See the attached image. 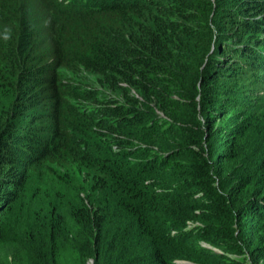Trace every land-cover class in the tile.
<instances>
[{
	"label": "trees",
	"instance_id": "1",
	"mask_svg": "<svg viewBox=\"0 0 264 264\" xmlns=\"http://www.w3.org/2000/svg\"><path fill=\"white\" fill-rule=\"evenodd\" d=\"M225 1L0 0V249L18 210L16 263L264 255V143L240 158L237 124L214 122L252 108L241 73L264 80V0Z\"/></svg>",
	"mask_w": 264,
	"mask_h": 264
},
{
	"label": "rangeland",
	"instance_id": "2",
	"mask_svg": "<svg viewBox=\"0 0 264 264\" xmlns=\"http://www.w3.org/2000/svg\"><path fill=\"white\" fill-rule=\"evenodd\" d=\"M233 2V0L225 1L226 4H233ZM215 54L216 49L215 46H213L209 54L206 55L205 64L206 62L208 63L209 60L213 56H215ZM203 67H205V65ZM239 78V90L241 92L238 93L237 98H239L242 103H250V106H252V108L248 109L243 106L230 108L226 116L222 118H218L216 116L214 122L216 127L225 124H237V126L239 127L238 135L240 141L235 147L234 143L228 146V150L231 153H239V157L241 158L244 154L240 152H246L247 155H251L253 150L257 152L260 146L264 143V80L261 78V74L252 71H244V73H241ZM225 83H228V80L222 79L218 82V85H224ZM199 108L200 106L196 108L194 107V109L192 108V112L196 113L197 115H201V120L203 121V116H206L207 113L203 112ZM95 138L96 137L94 135L93 140H95ZM234 140H236V136ZM218 144L219 143H216V149L218 148ZM207 150V153H210V148H207ZM207 153L205 152V154ZM39 178L40 180H42L43 177L39 176ZM48 182L54 186H58L61 192L63 191L64 188L56 181L49 179ZM42 189L45 192L48 191L46 187ZM65 193L67 194V191ZM13 212H11L9 215V227L14 226V234L16 237H14V235L12 234V236L9 239H6V242L2 244L0 249V264L19 263L18 260V263H16L15 261L14 250L16 241L18 239H21V235H19V228L22 224L19 221L18 210H16V213L14 214ZM204 243L208 244L207 242ZM70 252L71 250H67L64 252V259L67 264H75L74 257H76V255H74V253L72 252L70 254ZM246 258L253 264H264V255H262V253L258 251L256 252V255L252 257L247 256ZM86 264H95V261L93 258H89L86 261Z\"/></svg>",
	"mask_w": 264,
	"mask_h": 264
},
{
	"label": "clouds",
	"instance_id": "3",
	"mask_svg": "<svg viewBox=\"0 0 264 264\" xmlns=\"http://www.w3.org/2000/svg\"><path fill=\"white\" fill-rule=\"evenodd\" d=\"M67 1V3L69 2V0H66ZM72 2H74V0H72Z\"/></svg>",
	"mask_w": 264,
	"mask_h": 264
}]
</instances>
